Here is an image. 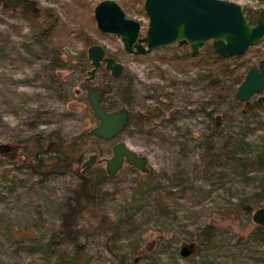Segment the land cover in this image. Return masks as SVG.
Returning a JSON list of instances; mask_svg holds the SVG:
<instances>
[{
  "label": "rangeland",
  "instance_id": "rangeland-1",
  "mask_svg": "<svg viewBox=\"0 0 264 264\" xmlns=\"http://www.w3.org/2000/svg\"><path fill=\"white\" fill-rule=\"evenodd\" d=\"M33 1L36 10L30 12L0 0V142L13 147L30 134L43 141L51 130L68 142L95 123L87 92L101 87L106 110L124 107L130 118L112 139L85 140L89 149L80 163L93 151L109 156L111 143L120 139L149 167L146 176L127 164L114 175L96 161L82 169L92 180L99 212L110 221L105 231L86 238L89 264H112L118 253L126 264H264V233L250 218L264 205V161L256 162L264 153V109L254 104L261 92L243 105L233 90L246 69L264 59V39L227 69L180 72L158 56L183 54L185 43L127 53L118 36L97 31L90 20L98 0ZM115 1L140 22L142 37L144 13ZM231 1L256 13L264 7V0ZM77 36L102 45L122 64L121 72L110 76L101 66L87 78L86 47ZM237 145L243 164L227 157ZM6 153H0V264H56L57 249L73 250L70 241L44 242L58 226V208L77 172L70 166L39 178L7 163Z\"/></svg>",
  "mask_w": 264,
  "mask_h": 264
},
{
  "label": "water",
  "instance_id": "water-1",
  "mask_svg": "<svg viewBox=\"0 0 264 264\" xmlns=\"http://www.w3.org/2000/svg\"><path fill=\"white\" fill-rule=\"evenodd\" d=\"M11 6L21 5L29 11L35 10L33 0H5ZM142 10L147 18L144 35L139 36L140 22L125 15L115 0H98L92 8L95 28L102 33L118 36L122 48L130 54H145L158 46L176 41L187 43L191 56L209 40L214 53L229 57L244 53L250 46L264 39V7H261L252 22L243 14L242 5L231 0H142ZM90 68L87 78L102 66L110 76H117L122 64L105 52L102 45L90 43L85 49ZM261 94L256 98L264 101V59L249 66L237 84L234 96L243 104L254 92ZM87 101L95 123L87 129L91 136L112 139L126 126L128 110L124 107L106 110L100 105L99 91L92 88L87 92ZM218 116L215 115V122ZM11 145L0 142V153L8 152ZM91 161L103 163L106 175H114L123 164L147 173L149 167L146 157L128 147L124 141L115 140L110 145L109 156L87 154L80 163L85 167ZM255 224H264V205L256 207L250 215ZM180 254L188 249L180 247Z\"/></svg>",
  "mask_w": 264,
  "mask_h": 264
},
{
  "label": "trees",
  "instance_id": "trees-1",
  "mask_svg": "<svg viewBox=\"0 0 264 264\" xmlns=\"http://www.w3.org/2000/svg\"><path fill=\"white\" fill-rule=\"evenodd\" d=\"M122 4L135 13H143L141 6L142 0H125ZM242 9L244 16L249 22H252L257 14L256 11L252 10L251 7L245 6L242 7ZM44 12H46L47 15L44 17L48 19L47 17H50V12L48 10ZM90 20L93 21L92 16H90ZM77 37L80 38L82 44L86 47L89 40L86 41L81 36ZM251 49L250 46L247 50ZM237 56L239 55L229 57L216 55L212 50L210 41L207 40L196 56H191L188 51H185L183 54L179 55H159L158 59L169 64L175 70L184 72L193 68L208 66L213 68L225 67L227 69L228 62L235 59ZM89 67L90 63L88 61V68ZM241 79L237 80L238 83ZM229 87L231 88V86ZM92 88H96L99 91L100 105L106 109L101 103L105 88ZM90 89L91 88H89V90ZM235 89L236 87H233L234 91ZM254 104L257 107L264 109V102L258 100L256 97L254 98ZM128 113L129 121L130 112L128 111ZM87 129L88 128H83L80 130L68 142H65L55 130L46 133L43 141L38 134H30L25 138L16 140L14 146L5 154L10 157V159L6 160L7 163H11L14 166L25 167L36 174L39 178L47 175L62 174L70 166H74V169L77 172L76 184L70 189L69 197L66 198L58 208L60 218L58 226L49 233L44 242V245L49 247L52 244H56L61 238L70 241L73 247V250L70 253H66L63 249L60 250L56 248V264H89L88 256L84 253L87 236L91 233L105 231L110 223L107 215L99 212L95 200V191L92 180L89 175L82 172L84 167L79 165L82 153L89 149V147L83 146V144L85 140L92 137L87 133ZM15 147L17 148L18 153H14ZM237 147H239V145L230 150V152L227 153V157L236 163H242L239 158L235 156ZM93 152L97 155V152ZM263 161L264 153L258 154L256 156V162L261 163ZM147 174L148 172L143 173V176H146ZM261 197H264V194ZM79 216L86 218V223H78L77 218ZM255 230L264 233V224H257ZM81 237H83L82 241L80 240ZM114 257L115 262L112 264H126V256L124 253L114 254Z\"/></svg>",
  "mask_w": 264,
  "mask_h": 264
},
{
  "label": "flooded vegetation",
  "instance_id": "flooded-vegetation-1",
  "mask_svg": "<svg viewBox=\"0 0 264 264\" xmlns=\"http://www.w3.org/2000/svg\"><path fill=\"white\" fill-rule=\"evenodd\" d=\"M2 2L5 4V5H7L8 7H10V8H15L16 6H11L8 2H6L5 0H2ZM17 6H19V7H22L23 9H26V8H24L23 6H21V5H17ZM92 8H93V6H92ZM27 10V9H26ZM35 10H36V8H35ZM34 10V11H35ZM27 11H29V10H27ZM30 12H32V11H30ZM93 18V17H92ZM176 42H180V43H185L186 44V46H187V51L189 52V48H188V45H187V43L186 42H184V41H176ZM202 48V47H201ZM200 48V49H201ZM200 49H199V51H200ZM198 51V52H199ZM101 67V66H100ZM92 89V88H91ZM214 119H215V117H214ZM12 147V146H11Z\"/></svg>",
  "mask_w": 264,
  "mask_h": 264
}]
</instances>
